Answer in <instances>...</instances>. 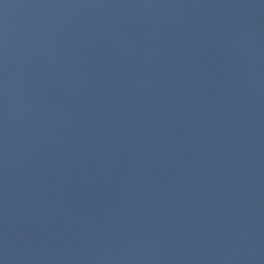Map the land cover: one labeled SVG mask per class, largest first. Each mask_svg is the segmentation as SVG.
Returning <instances> with one entry per match:
<instances>
[{
  "label": "water",
  "instance_id": "95a60500",
  "mask_svg": "<svg viewBox=\"0 0 264 264\" xmlns=\"http://www.w3.org/2000/svg\"><path fill=\"white\" fill-rule=\"evenodd\" d=\"M0 264H264V0H0Z\"/></svg>",
  "mask_w": 264,
  "mask_h": 264
}]
</instances>
